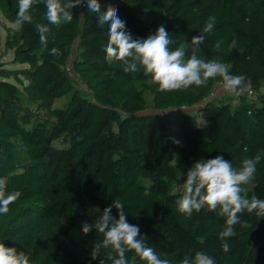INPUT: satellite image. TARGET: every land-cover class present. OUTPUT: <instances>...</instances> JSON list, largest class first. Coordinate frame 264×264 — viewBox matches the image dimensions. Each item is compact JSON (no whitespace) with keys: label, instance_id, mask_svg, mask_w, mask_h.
<instances>
[{"label":"trees","instance_id":"obj_1","mask_svg":"<svg viewBox=\"0 0 264 264\" xmlns=\"http://www.w3.org/2000/svg\"><path fill=\"white\" fill-rule=\"evenodd\" d=\"M100 3L104 10L109 4L118 9L134 39H146L163 24L173 40L170 49L183 48L185 59L192 38L214 16L199 58L225 63L230 74L246 78L247 89L206 100L222 80L216 77L207 86L159 92L143 67L125 73L122 62L106 60L107 26H98L87 0L70 9L71 22L59 25L48 23L43 2L31 10L32 23L18 25V0H0L16 25L8 26L4 42L0 30V177H7L8 192L22 193L0 214V242L23 250L31 264H100L103 256L92 260L91 252L103 237L94 229L85 235L83 224H93L119 199L128 222L170 264L196 252L215 264H264V218L240 214L252 228L235 225L225 252L219 233L226 217L219 210L188 216L176 204L187 171L216 155L239 168L244 158L260 154L242 195L264 199V0ZM36 24L49 28L47 44ZM52 48L62 54L51 55ZM9 49L13 57L6 59ZM16 62L25 65L10 64ZM112 214L118 219L115 208ZM127 257L129 264H146L134 252Z\"/></svg>","mask_w":264,"mask_h":264},{"label":"clouds","instance_id":"obj_2","mask_svg":"<svg viewBox=\"0 0 264 264\" xmlns=\"http://www.w3.org/2000/svg\"><path fill=\"white\" fill-rule=\"evenodd\" d=\"M43 2L47 11L46 18L49 24L59 25L61 21L71 22L73 14L70 9L83 6L85 0H68L62 4L61 0H18V11L15 23L23 25L32 23L31 10ZM87 7L91 13L97 16L98 26H107V45L103 51L108 62L119 61L123 64L125 73H135L138 66L143 67L144 75L150 77L149 84L158 85L159 92H172L187 90L191 86L197 88L207 86L210 79L221 77L223 89L239 96L247 89L245 77L232 75L225 63L218 60L205 61L199 58L200 45L204 43L206 34L211 32L216 23L214 16L209 17L205 27L198 36L191 41V56L185 59L183 48L170 49L173 40L162 24L154 34L146 39L133 38L126 30V22L118 15V9L112 4L102 9L100 0H87ZM40 41L47 44L49 28L44 24H36ZM236 41H232L231 47H235ZM221 42L216 44L219 48ZM51 55L60 56L62 53L57 48H52ZM251 115V113H249ZM173 143L180 141L173 138ZM247 152V148L244 149ZM261 155L254 158H244L241 166L235 168L231 161L223 155L214 158L199 160L187 171L183 181V195L176 201L178 211L191 216L193 212L207 209L209 212H217L226 217L225 226L219 233L222 241L221 248L228 252L230 245L228 238L235 236V225L239 224L243 229L252 228V225L241 220L240 214L245 211L255 214L258 218H264V199L253 195L245 198L242 195L244 186L248 185L255 176L256 166L261 161ZM176 160L170 161V166H175ZM7 177H0V214L10 211L9 205L17 201L22 195L19 191L8 192ZM145 190V195H149ZM113 208L117 210L118 219L112 214ZM93 229L102 235L100 242H95L91 252V259L96 260L103 256L100 264H129L127 253L134 252L146 264H170L168 259H161L155 249L147 246V235H142L138 225L128 222L124 203L113 200L111 205L104 208L93 224L84 223L83 233L87 235ZM0 264H31L30 257L17 247L7 246L0 242ZM182 264H215V259L204 252H196L192 258L185 257Z\"/></svg>","mask_w":264,"mask_h":264},{"label":"rangeland","instance_id":"obj_3","mask_svg":"<svg viewBox=\"0 0 264 264\" xmlns=\"http://www.w3.org/2000/svg\"><path fill=\"white\" fill-rule=\"evenodd\" d=\"M8 26H16L15 23H13L9 18L5 17V15L3 14L2 10L0 9V30H1V33H2V39H3V42L5 40V37H6V34H7V29H8ZM1 50L3 51V45L1 47ZM13 57V51L11 49L7 50L5 52V55H4V58L8 59V58H12ZM12 64L13 67H16V66H23L25 64H22L20 62H16V63H10ZM226 91L224 89H222V87L219 88V91L217 92V94H223L225 93ZM227 95V94H225ZM64 100H66V97H62L60 99H58L56 101L57 104H60L62 103ZM57 144H59L60 142L59 141H55ZM183 195V194H182Z\"/></svg>","mask_w":264,"mask_h":264},{"label":"built area","instance_id":"obj_4","mask_svg":"<svg viewBox=\"0 0 264 264\" xmlns=\"http://www.w3.org/2000/svg\"><path fill=\"white\" fill-rule=\"evenodd\" d=\"M67 69L73 73V69H72V66L70 64L67 65ZM222 87L223 89V80H219L214 88L212 89V91L209 93V95L207 96L206 100H209V99H212L214 97H217V96H220V95H223V94H217V92L219 91V88ZM227 92H225L224 94H226ZM237 100V98H235V101ZM183 107H187V106H183Z\"/></svg>","mask_w":264,"mask_h":264},{"label":"water","instance_id":"obj_5","mask_svg":"<svg viewBox=\"0 0 264 264\" xmlns=\"http://www.w3.org/2000/svg\"><path fill=\"white\" fill-rule=\"evenodd\" d=\"M245 84L247 85V81H245Z\"/></svg>","mask_w":264,"mask_h":264}]
</instances>
